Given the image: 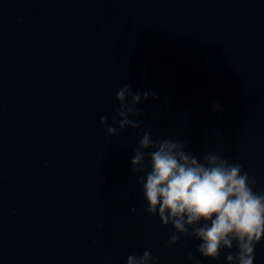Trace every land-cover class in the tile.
<instances>
[{
    "label": "water",
    "instance_id": "1",
    "mask_svg": "<svg viewBox=\"0 0 264 264\" xmlns=\"http://www.w3.org/2000/svg\"><path fill=\"white\" fill-rule=\"evenodd\" d=\"M124 84L159 97L137 105L153 139L228 158L264 194V0H0V264L144 251L149 264H229L235 242L216 259L192 236L168 245L173 226L145 211L130 170L142 132L100 123L118 127Z\"/></svg>",
    "mask_w": 264,
    "mask_h": 264
},
{
    "label": "clouds",
    "instance_id": "2",
    "mask_svg": "<svg viewBox=\"0 0 264 264\" xmlns=\"http://www.w3.org/2000/svg\"><path fill=\"white\" fill-rule=\"evenodd\" d=\"M142 97L159 98L154 92H134L124 84L116 93L119 120L113 118V124L118 127L109 125L104 116L100 123L110 135L128 127L136 129L138 135L142 132L130 170L142 185L145 211L158 215L162 225L173 226L168 245L178 241L177 233L192 236L200 241L197 251L203 257L216 259L221 250H231L235 242L237 251L226 256L229 264H254L256 245L264 237V194L253 191L255 180L247 172L242 173L240 164H232L216 153L205 154L201 162L185 150L182 141L153 139L151 131L141 127L143 120L139 117L144 109L137 105ZM146 150L150 167L147 172ZM188 259H194L191 253ZM150 260V252L144 251L142 256L129 255L127 264H149Z\"/></svg>",
    "mask_w": 264,
    "mask_h": 264
}]
</instances>
